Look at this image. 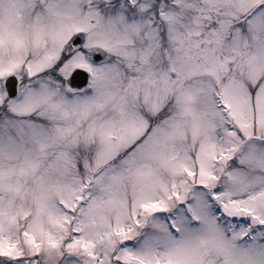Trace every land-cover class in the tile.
<instances>
[{"label": "snow or ice", "instance_id": "6c2138e0", "mask_svg": "<svg viewBox=\"0 0 264 264\" xmlns=\"http://www.w3.org/2000/svg\"><path fill=\"white\" fill-rule=\"evenodd\" d=\"M0 264H264V0H0Z\"/></svg>", "mask_w": 264, "mask_h": 264}]
</instances>
